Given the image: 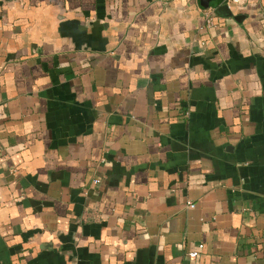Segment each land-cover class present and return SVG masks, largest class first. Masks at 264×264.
Segmentation results:
<instances>
[{
    "label": "crops",
    "instance_id": "0c3cea01",
    "mask_svg": "<svg viewBox=\"0 0 264 264\" xmlns=\"http://www.w3.org/2000/svg\"><path fill=\"white\" fill-rule=\"evenodd\" d=\"M226 6L0 0V264H264V0Z\"/></svg>",
    "mask_w": 264,
    "mask_h": 264
},
{
    "label": "built area",
    "instance_id": "2783aa9c",
    "mask_svg": "<svg viewBox=\"0 0 264 264\" xmlns=\"http://www.w3.org/2000/svg\"><path fill=\"white\" fill-rule=\"evenodd\" d=\"M226 1V5L232 9L235 7H241L247 0H225ZM216 25V20H215V16L212 14H206V18H205V26L207 28H212L215 27ZM99 181H95V184H98ZM191 259H197L199 254L198 253H190L189 254Z\"/></svg>",
    "mask_w": 264,
    "mask_h": 264
},
{
    "label": "water",
    "instance_id": "95a60500",
    "mask_svg": "<svg viewBox=\"0 0 264 264\" xmlns=\"http://www.w3.org/2000/svg\"><path fill=\"white\" fill-rule=\"evenodd\" d=\"M224 10L225 11H228V14H230L231 12H230V9L226 6V7H224Z\"/></svg>",
    "mask_w": 264,
    "mask_h": 264
}]
</instances>
